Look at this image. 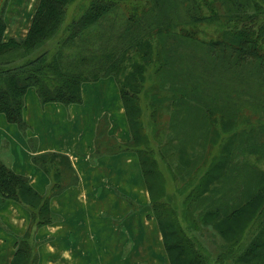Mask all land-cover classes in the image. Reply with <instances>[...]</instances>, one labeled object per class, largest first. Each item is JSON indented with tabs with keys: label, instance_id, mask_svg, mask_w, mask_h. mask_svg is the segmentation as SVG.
<instances>
[{
	"label": "trees",
	"instance_id": "1",
	"mask_svg": "<svg viewBox=\"0 0 264 264\" xmlns=\"http://www.w3.org/2000/svg\"><path fill=\"white\" fill-rule=\"evenodd\" d=\"M7 1L4 0V9ZM119 1L39 0L27 35L24 38L8 40L4 37L7 25L2 14L5 12L0 15V113H4L9 122L17 124L21 129L26 128L25 95L31 87L36 88L44 103L59 102L70 105L82 102L83 83L113 76L121 84L125 81L123 75L127 74L136 82H142L136 86L126 82L120 88L133 142L118 144L110 138L109 152L118 154L124 149L134 152L144 178L149 182L148 176L154 175L159 159L155 154H149L155 152L150 145L154 136L151 130L145 129L151 127V122L144 120L146 107H142L143 102L140 101L139 95L145 90L148 66H154L155 79L162 81L161 72L167 71L169 65L164 53L166 50H162V46L167 47L164 41L169 36L174 37V43L183 41L195 50L203 46L221 45L216 59L221 67L216 68L220 75L224 74L223 92L224 96L226 94L228 97L223 96L224 100L222 98V110H216L214 106H197L194 102L190 104L185 95L187 89L177 90V96L180 95L177 99L180 103L179 109L187 105L190 110L192 106L196 108L198 113L206 111L207 114L202 115L212 130L204 125L203 133L212 131L217 136L219 122L224 120V117H236L238 113L250 110L249 108L256 112L260 110V117L264 119V0H121L120 3L124 2L126 9L123 32L101 34L100 28L110 19L107 16L120 6ZM202 1L204 5L231 3L227 6L226 15L229 20L225 26L228 30L224 33L229 35L222 40L209 41L208 44L195 36L193 26L209 19L201 12ZM75 3L80 14L78 17L73 15L71 19H67L69 8ZM161 4H166L167 7L159 10L157 18L154 14ZM65 22L70 23L65 26ZM178 25L192 26V29L182 28L181 31L184 32H178L175 30ZM59 31L62 34H57ZM49 41L57 48L53 53L51 47H46ZM154 48L157 51L155 55ZM131 54L136 57L130 56ZM176 55L183 56L181 53ZM127 61H130V64L125 69L124 64ZM171 64L168 68L173 71L176 67L173 62ZM194 81L199 85L196 78ZM217 86L216 82V89ZM246 87H250L249 93L252 97L244 102L240 101L239 97H236L237 100L231 98L232 91L241 92ZM156 96L155 94L154 97ZM210 111L212 116L216 115L214 119H209ZM219 113L220 115H217ZM198 118L205 123L199 115ZM104 122L108 123V116L104 118ZM259 122V127L264 132V120ZM252 147L256 149H251ZM257 149H264V146L254 143L248 148L253 154H259ZM232 158L230 152L222 153L221 157L209 166L202 192L191 189V193L187 195L188 208L181 213L185 215L186 220L179 216L175 222L171 220L172 204L166 199L167 195L164 194V200H159L158 196L163 195L156 194L151 184L147 185L152 193L151 206L159 221L171 264H211L212 258L228 259L230 251H227L226 255L216 251L218 237L221 236L226 242L243 238L245 231L255 224L261 227L262 233H257L256 243L246 248L239 256L244 262L254 259L257 264H264V171L259 170L255 164L248 163L254 173H261L258 188L249 197L243 198V202H239L237 195L231 202L232 205H229V196L234 190L227 188L232 180L231 174L222 181L229 183L221 186L220 190L223 191L219 199L209 193L212 191L211 180L219 175L214 176V171L225 173L229 160L232 163ZM36 161L51 179L45 194L31 186L28 177L15 172L0 160V196L3 200H16L30 211L29 228L33 226L35 230L55 221L51 209L52 197L79 183L78 175L67 156L47 154L36 157ZM242 190L243 186L241 189L239 187V191ZM27 234L28 230L20 236L12 264L22 262L26 253L25 246L28 244Z\"/></svg>",
	"mask_w": 264,
	"mask_h": 264
},
{
	"label": "crops",
	"instance_id": "2",
	"mask_svg": "<svg viewBox=\"0 0 264 264\" xmlns=\"http://www.w3.org/2000/svg\"><path fill=\"white\" fill-rule=\"evenodd\" d=\"M29 26L24 34H5V40L24 38ZM108 78L111 76L85 82L83 102L70 105L44 103L35 88H29L25 129L0 113L1 162L28 177L42 194L51 179L36 157L67 156L79 178L78 184L51 199L55 221L39 227L36 234L40 264H142L136 255L139 246L149 249L151 260L145 264H169L164 250L158 251L160 228L137 155L126 149L109 152L108 138L129 143L131 130L118 87L119 95L109 96L108 88L101 84ZM106 116L109 129L104 139L101 131ZM30 217V211L18 201L0 196V264H12Z\"/></svg>",
	"mask_w": 264,
	"mask_h": 264
},
{
	"label": "rangeland",
	"instance_id": "3",
	"mask_svg": "<svg viewBox=\"0 0 264 264\" xmlns=\"http://www.w3.org/2000/svg\"><path fill=\"white\" fill-rule=\"evenodd\" d=\"M38 2L39 0H8L6 8L4 9V0H0V15L5 12L2 16L4 15L6 25L10 28L9 30L6 29L4 37H8L9 35L12 36L18 31L19 34L26 33L30 21L32 22L33 20ZM120 2L121 0L119 1L120 6L118 5V7L107 16L110 17V19L100 28L101 34H121L123 32L126 9L124 2ZM201 3L203 5L201 12L209 19L202 20L197 23L198 25L193 26L194 34H196L195 36L199 38V40L206 41L207 43L209 41L215 42L217 40H222L229 35L224 33L228 30V27L225 26V23L229 20L226 13H228L227 6L231 3H212L210 5H208V3L204 5L203 1ZM164 7L166 9L167 5L161 4L158 6L157 13L155 11L154 14L157 18H159V10H163ZM212 8H215V10ZM79 14L80 10H76L75 3L70 6L67 19H71L73 15L78 17ZM69 23L70 22H65L64 25L67 26ZM110 24H114V26L111 27ZM182 28L192 29V26L185 27L178 25L175 30L178 32H184L183 30L181 31ZM57 34H62V32L59 31ZM173 39V36L166 37L164 42L167 47L163 48L162 46V50H166L164 53L168 58V67H171V62H173L177 69L175 68L171 71L167 67V71L161 72L163 74L162 81H157L158 79H155L154 77V66H148L147 78L144 83L145 90H148V92H145L144 90L143 93L139 95V99L143 102L142 107H146L144 120L148 123L151 122V127H146L145 129L146 131L151 130L154 136L150 145L154 148L155 152L149 154H155V157L159 159L157 170L152 177L148 176L150 181L146 182V184H151L153 191L156 194L163 195L158 196L159 200H164L165 195H167L166 199L172 204L171 220H174L175 222L178 216L181 219L186 220L185 215L181 213L184 209L188 208L187 195L191 193V189L202 192L201 188L204 186L206 175L208 173L207 170L210 169L209 166L214 164L224 152L231 153L233 156L232 163H230L229 160L225 173L214 171V176L217 174L219 175L211 180L210 188L212 191H209V193L219 199L223 191L220 190L221 186L229 183H223L222 181L225 180L229 174H231L232 177L230 178H232V180L227 185V188H234L232 191L233 194L229 196L230 201L228 200L230 206L232 205L231 202L237 195L239 196V202H243V198H247L255 192L259 185V173L261 172L254 173L248 166V163H253L259 170L264 171V149H257L259 154H253L249 152L248 148L254 143L264 146V132L259 127V120L264 119L260 117V110L256 112L252 108H249L250 110L238 113L236 117H224L225 119L219 122V132L217 136L212 131L203 133L204 125L212 130L204 117V115L207 114L206 111H200V114L196 108L192 106L190 110L187 105L183 109H179L178 106H180V103H178L179 100L177 99L180 98V95L177 96V90L179 88L187 89L185 95L188 99L186 100L190 104H192L191 102H194L197 106L199 104L206 107L210 106V108L211 106H214L216 110H222L223 100L228 97L226 94L224 96L223 92L222 79L224 74L220 75L216 68V66L221 67L220 62L216 60L217 54L220 53L221 45L203 46L195 50L193 47L187 46L183 41L176 44ZM52 45L53 42L51 41L46 43V47H51V53L57 49L56 46ZM156 52V48H154L153 55H155ZM176 53H181L183 56L178 57ZM130 56L136 57V55L133 54ZM155 59L156 58L153 56V60ZM129 64L130 61H127L124 64L125 69ZM162 69H164V67ZM208 71H213L214 74L209 73ZM123 77L125 81H122L121 84H119V82L116 81L118 79L113 76L107 79L110 83H108V81L101 82V84L108 88L109 96H112L113 94L118 96V90L120 91L121 86L126 84V82L132 83L135 86L142 84L140 80L139 82H136L135 79H132L127 74H124ZM227 77L228 76H226V78ZM194 78L198 80L199 85L195 83ZM216 82L218 83L217 89ZM220 89L221 91H219ZM243 90L244 91L241 92H237V90L232 91L231 98L239 97V100L244 102L252 97V94L249 93L250 87H246ZM155 94L157 95L156 97H154ZM94 105L95 104L93 103V107ZM155 107H157V109H154ZM197 114L200 118L202 117L201 119H204L205 123L199 120ZM208 115L211 116L209 119H214L216 116H212L211 111ZM217 115H220V113ZM112 120L114 121V119ZM108 125L109 120L107 124L104 120L102 121L101 132H103L104 139L108 138L106 134V129H109ZM108 139L110 140V138ZM130 142H133L132 134ZM251 149L256 148L252 147ZM128 153H131V151ZM241 186H243V190L240 192L239 187L241 189ZM217 187L219 189H217ZM148 189L150 188L148 187ZM154 192L153 197L155 196ZM193 192L195 193V191ZM151 194L152 193H150V196ZM213 207H215V204H213ZM37 230H35L33 226L28 229V244L25 246L26 253L20 264H40V242L36 240ZM257 233L261 234L262 229L258 224H255L245 231L243 238L226 242L221 239V236H219L218 241L216 242V251L218 250L220 254L225 255L227 251H230V255L228 259L218 258L217 260V258H212L213 261L211 264H257L254 259L244 262L239 256L244 253L243 251L246 248L256 243ZM160 234V245H158L160 248H158V251L160 252L161 250H164L165 257L168 258V262L171 264L164 246L161 230ZM139 247V252L136 254L137 260L138 262L144 261L147 263L151 260V255L147 254L149 249L144 246ZM143 252L146 254H143L141 257L140 254ZM262 252V258L264 259V248L262 249ZM144 262L142 264H145Z\"/></svg>",
	"mask_w": 264,
	"mask_h": 264
}]
</instances>
